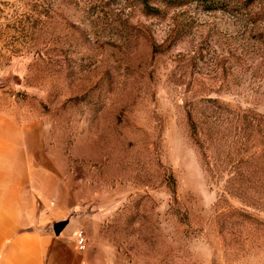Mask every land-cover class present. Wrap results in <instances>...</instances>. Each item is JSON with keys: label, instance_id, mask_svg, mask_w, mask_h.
<instances>
[{"label": "rangeland", "instance_id": "rangeland-1", "mask_svg": "<svg viewBox=\"0 0 264 264\" xmlns=\"http://www.w3.org/2000/svg\"><path fill=\"white\" fill-rule=\"evenodd\" d=\"M3 120L91 264H264V0H0Z\"/></svg>", "mask_w": 264, "mask_h": 264}, {"label": "crops", "instance_id": "crops-1", "mask_svg": "<svg viewBox=\"0 0 264 264\" xmlns=\"http://www.w3.org/2000/svg\"><path fill=\"white\" fill-rule=\"evenodd\" d=\"M1 127L0 264H91L89 253L78 252L75 244L80 197H66L53 175L28 167L16 129L5 120ZM64 222L67 226L56 235L54 226Z\"/></svg>", "mask_w": 264, "mask_h": 264}, {"label": "built area", "instance_id": "built-area-1", "mask_svg": "<svg viewBox=\"0 0 264 264\" xmlns=\"http://www.w3.org/2000/svg\"><path fill=\"white\" fill-rule=\"evenodd\" d=\"M75 244L78 252L85 253L88 249V238L83 231L75 233Z\"/></svg>", "mask_w": 264, "mask_h": 264}, {"label": "trees", "instance_id": "trees-1", "mask_svg": "<svg viewBox=\"0 0 264 264\" xmlns=\"http://www.w3.org/2000/svg\"><path fill=\"white\" fill-rule=\"evenodd\" d=\"M161 1L169 3L171 6L182 7L185 6L186 4L199 0H161Z\"/></svg>", "mask_w": 264, "mask_h": 264}, {"label": "water", "instance_id": "water-1", "mask_svg": "<svg viewBox=\"0 0 264 264\" xmlns=\"http://www.w3.org/2000/svg\"><path fill=\"white\" fill-rule=\"evenodd\" d=\"M67 226V223L64 222V223H59V224H56L53 228L54 230V233L56 235H60V233L64 230V228Z\"/></svg>", "mask_w": 264, "mask_h": 264}]
</instances>
